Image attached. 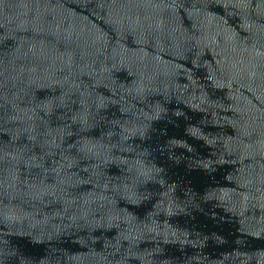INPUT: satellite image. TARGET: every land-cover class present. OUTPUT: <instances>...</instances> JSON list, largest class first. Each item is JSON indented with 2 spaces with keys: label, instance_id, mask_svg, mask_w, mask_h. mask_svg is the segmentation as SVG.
I'll use <instances>...</instances> for the list:
<instances>
[{
  "label": "water",
  "instance_id": "1",
  "mask_svg": "<svg viewBox=\"0 0 264 264\" xmlns=\"http://www.w3.org/2000/svg\"><path fill=\"white\" fill-rule=\"evenodd\" d=\"M0 264H264V0H0Z\"/></svg>",
  "mask_w": 264,
  "mask_h": 264
}]
</instances>
